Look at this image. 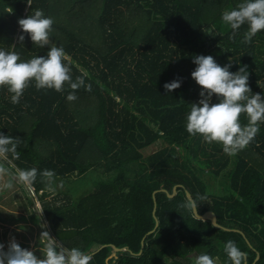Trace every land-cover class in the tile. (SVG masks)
I'll return each mask as SVG.
<instances>
[{"label":"trees","instance_id":"1","mask_svg":"<svg viewBox=\"0 0 264 264\" xmlns=\"http://www.w3.org/2000/svg\"><path fill=\"white\" fill-rule=\"evenodd\" d=\"M239 2L0 0V48L14 49L22 60L46 55L47 46L33 44L27 33L23 44L17 40L18 19L42 9L54 20L50 40L64 49L73 80L83 75L91 85L68 101L67 84L57 92L37 90L33 82L18 104L0 88V133L22 140L18 159L11 153L1 159L12 170L7 182L16 181L19 169L38 170L31 187L42 216L24 190L28 208L15 217L42 218L54 239L90 254V264H193L201 253L230 264L228 240L245 254L242 264H264V123L236 155L185 129L191 103L201 98L191 77L196 55L231 63V72L246 65L249 87L264 97V30L244 43L247 25L232 40L221 20ZM174 79L181 86L166 93L163 85ZM241 123L247 124L243 115ZM157 142L163 146L145 151ZM45 169L66 187L50 199L39 174ZM95 169L117 173L78 193L71 182ZM186 191L197 211H213L220 226L181 207ZM3 216L10 219L0 210ZM42 246L37 241L32 249L38 258Z\"/></svg>","mask_w":264,"mask_h":264},{"label":"clouds","instance_id":"2","mask_svg":"<svg viewBox=\"0 0 264 264\" xmlns=\"http://www.w3.org/2000/svg\"><path fill=\"white\" fill-rule=\"evenodd\" d=\"M31 2L32 0H26L29 6ZM221 20L230 27L229 38L232 40H235L237 31L247 25L242 42L250 43L259 31L264 30V0H240L235 7L222 12ZM17 23L21 29V34L17 37L18 43L23 44V33H27L33 44L41 48L47 46L48 51L46 55H35L22 60L14 49L0 48V88H7L12 104L20 102L24 91L33 82L37 90L53 89L57 92H63L67 84L72 90L67 96L68 101L78 98L75 93L81 87L91 91V85L85 83L83 75L73 80L64 49L51 43L53 18L46 16L43 10L38 8L31 15L19 18ZM207 34L216 35L214 30H209ZM193 63L196 67L191 72V77L201 87V98L197 103H191L185 118V129L189 135H199L209 144H219L226 154L236 155L253 141L260 125L264 123V97L260 93H253L249 87L246 65L236 72H231V63L221 66L211 55H196L193 57ZM180 86L179 79L163 85L166 93ZM213 95L218 102H212ZM242 115L247 118V124L241 123ZM21 143L19 137L0 133V159H7L9 153L18 159L17 148ZM17 172L15 178L27 187L34 184L38 175L35 167L19 169ZM9 174V170L0 164V179ZM39 174L51 186L54 171L45 169ZM12 187L11 182H2L0 192ZM199 199L205 200L206 197L199 196ZM181 207L198 216L196 200H186ZM40 236L43 238L40 258L32 250L22 248L15 238H11L6 251L4 244L0 243V264H90L92 256L82 249L65 247L47 231H43ZM224 252L230 264H242L245 259V254L232 240L225 242ZM193 264L216 262L209 254L201 253L195 257Z\"/></svg>","mask_w":264,"mask_h":264},{"label":"rangeland","instance_id":"3","mask_svg":"<svg viewBox=\"0 0 264 264\" xmlns=\"http://www.w3.org/2000/svg\"><path fill=\"white\" fill-rule=\"evenodd\" d=\"M159 142L153 144L145 149V151H153L161 148ZM1 162V159H0ZM9 170V175L4 176L0 179V183L6 182L7 179L12 175V170L3 165ZM117 173V170L104 171L103 169L90 170L85 176L78 177L71 182V186L75 188L78 193L83 191H89L93 188L97 179H107L113 177ZM18 173H16L17 175ZM60 181H52L51 186H47V199L53 198V195L63 192L66 189L65 186L59 183ZM13 187L10 190L0 192V210L5 216H9V220L0 217V243L5 246V251L7 250L8 242L11 238H15L17 243L27 244L25 248L32 250L36 247V242L39 241L43 243V238L40 236L43 231H47L50 235L49 229L46 227L45 221L40 218L39 223L34 222L30 218L19 219L21 215L26 214L27 202L25 200L24 190L27 192V196L33 201V209L38 214H41L40 203L33 192L32 187H27L23 183L19 182L18 179L12 182ZM72 194V193H71ZM73 195H76L73 194ZM15 215H18L15 217ZM51 236V235H50ZM52 237V236H51Z\"/></svg>","mask_w":264,"mask_h":264},{"label":"water","instance_id":"4","mask_svg":"<svg viewBox=\"0 0 264 264\" xmlns=\"http://www.w3.org/2000/svg\"><path fill=\"white\" fill-rule=\"evenodd\" d=\"M175 187H176V185L174 186V191H175ZM174 191H173L172 194H169V195L172 196L174 194ZM186 195H187L188 199H193L192 196H191V193L189 191H186ZM197 215H198L197 217H199V218H204V219L208 218V219H210L215 226H220V224L217 222V218H216L215 213L213 211H211V210H206L203 213H199L197 211ZM225 228L228 229L227 227H225ZM113 248H114V250H126L125 247H120L119 248V247L113 246ZM257 257H258V254H257Z\"/></svg>","mask_w":264,"mask_h":264},{"label":"bare ground","instance_id":"5","mask_svg":"<svg viewBox=\"0 0 264 264\" xmlns=\"http://www.w3.org/2000/svg\"><path fill=\"white\" fill-rule=\"evenodd\" d=\"M156 192H157V191H156ZM171 192H172V191H171ZM189 192H191V191H189ZM191 195H192V194H191ZM113 251H114V250H113ZM113 251H112V252H113ZM115 251H116V250H115ZM114 253H115V252H114ZM115 254H116V253H115ZM110 257H112V256H110Z\"/></svg>","mask_w":264,"mask_h":264}]
</instances>
